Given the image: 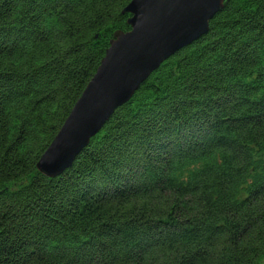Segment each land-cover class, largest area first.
<instances>
[{
	"label": "trees",
	"instance_id": "16d2710c",
	"mask_svg": "<svg viewBox=\"0 0 264 264\" xmlns=\"http://www.w3.org/2000/svg\"><path fill=\"white\" fill-rule=\"evenodd\" d=\"M130 2L0 0V264H264V0H224L69 169L38 171Z\"/></svg>",
	"mask_w": 264,
	"mask_h": 264
},
{
	"label": "water",
	"instance_id": "95a60500",
	"mask_svg": "<svg viewBox=\"0 0 264 264\" xmlns=\"http://www.w3.org/2000/svg\"><path fill=\"white\" fill-rule=\"evenodd\" d=\"M224 0H131L129 31L117 32L100 67L42 155L38 170L57 178L159 66L209 30Z\"/></svg>",
	"mask_w": 264,
	"mask_h": 264
},
{
	"label": "bare ground",
	"instance_id": "6f19581e",
	"mask_svg": "<svg viewBox=\"0 0 264 264\" xmlns=\"http://www.w3.org/2000/svg\"><path fill=\"white\" fill-rule=\"evenodd\" d=\"M62 125H63V124H62ZM61 127H62V126H61ZM56 138H57V136L54 137V139L52 140L51 144L55 142ZM41 157H42V155H41Z\"/></svg>",
	"mask_w": 264,
	"mask_h": 264
},
{
	"label": "rangeland",
	"instance_id": "374dc122",
	"mask_svg": "<svg viewBox=\"0 0 264 264\" xmlns=\"http://www.w3.org/2000/svg\"><path fill=\"white\" fill-rule=\"evenodd\" d=\"M99 67H100V64H99ZM99 67H98V68H99ZM72 109H73V108H72ZM69 114H70V113H69ZM57 134H58V133H57ZM57 134H56V136H57ZM56 136H55V137H56Z\"/></svg>",
	"mask_w": 264,
	"mask_h": 264
}]
</instances>
